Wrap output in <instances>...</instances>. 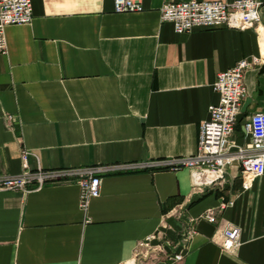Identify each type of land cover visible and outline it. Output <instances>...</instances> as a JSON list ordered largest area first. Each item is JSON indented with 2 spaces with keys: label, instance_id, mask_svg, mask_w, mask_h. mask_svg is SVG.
Returning a JSON list of instances; mask_svg holds the SVG:
<instances>
[{
  "label": "crops",
  "instance_id": "0c3cea01",
  "mask_svg": "<svg viewBox=\"0 0 264 264\" xmlns=\"http://www.w3.org/2000/svg\"><path fill=\"white\" fill-rule=\"evenodd\" d=\"M141 1L143 10L115 12L113 0H32V21L6 27L0 174L23 171V148L33 169L116 168L101 172L87 208L76 181L0 188V264H118L153 232L186 247L181 260L161 253L153 264H264V174L244 187L230 164L224 182L195 191L189 168L149 165L196 150L218 100L216 73L253 54L262 61L244 73L230 136L233 145L250 140L243 124L264 110V0L256 26L184 32L160 18L164 2L179 0ZM180 206L183 215L173 212ZM208 208L215 222L199 217ZM227 222L241 227L233 251L218 243Z\"/></svg>",
  "mask_w": 264,
  "mask_h": 264
},
{
  "label": "built area",
  "instance_id": "2783aa9c",
  "mask_svg": "<svg viewBox=\"0 0 264 264\" xmlns=\"http://www.w3.org/2000/svg\"><path fill=\"white\" fill-rule=\"evenodd\" d=\"M261 0H179L166 1L160 6V18L169 20L176 32L194 28L230 27L245 29L256 26L260 20ZM141 0H113L115 12L143 10ZM34 17L32 0H0V54L8 53L6 27L10 24L29 23ZM258 55L239 58L235 64L216 73L212 82L218 100L208 105V117L201 122L197 148L193 153L162 158L149 162L156 168L179 169L187 167L191 186L195 191L224 182L226 167L237 164L242 184L248 187L253 178L264 174V110L252 112L243 127L250 140L243 145L231 144L230 136L239 113L240 100L246 95L244 73L247 68L260 64ZM14 118L7 116V123ZM233 146V147H231ZM31 151L21 152L23 171L18 174H0V188L29 191L50 183L76 181L80 185V203L87 208L92 197L101 193L102 171L115 169L116 165H86L75 167L31 168L28 157ZM232 200L221 202L220 208ZM185 208V207H184ZM183 206L173 212L183 215ZM215 222L213 209L199 214ZM190 221H192L190 219ZM194 232L191 226L186 234ZM241 227L227 222L218 229V243L227 251L235 250L241 243ZM185 246L168 236L153 232L137 240L133 254L118 264H153L162 253L167 259L181 260Z\"/></svg>",
  "mask_w": 264,
  "mask_h": 264
},
{
  "label": "trees",
  "instance_id": "16d2710c",
  "mask_svg": "<svg viewBox=\"0 0 264 264\" xmlns=\"http://www.w3.org/2000/svg\"><path fill=\"white\" fill-rule=\"evenodd\" d=\"M154 168H156V167H154ZM158 169V168H157Z\"/></svg>",
  "mask_w": 264,
  "mask_h": 264
}]
</instances>
